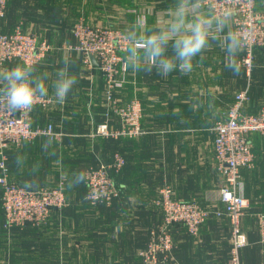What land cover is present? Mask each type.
Here are the masks:
<instances>
[{
  "label": "crops",
  "instance_id": "crops-1",
  "mask_svg": "<svg viewBox=\"0 0 264 264\" xmlns=\"http://www.w3.org/2000/svg\"><path fill=\"white\" fill-rule=\"evenodd\" d=\"M118 1L129 2L127 8L136 7L137 2H157L146 6L148 24L155 27L161 26L160 17H166V7L172 6L166 0H7L0 31L11 33L20 26L49 46L34 67L37 74L47 73L49 92L45 97L51 103L33 108L31 125H52L56 134L48 145L43 142L50 136H41L7 148L10 178L36 188H53L63 181L67 204L62 210L53 209L40 226L27 224L10 230L4 228L0 205V264H141L140 251L163 218L156 203L164 187H170L178 200L224 209L219 200L222 177L215 160L213 127L226 118L235 95L246 88L249 100L243 113L255 114L264 107V58L254 54L251 72L242 67L234 75L224 66L225 56L213 54L212 45L221 49L220 42L210 40L187 75L174 71L161 76L155 69L134 72L128 63L124 87L115 94L121 104L133 98L142 102L141 133L119 140L94 136L96 126L104 121L105 80L97 64L87 66L76 53L71 31L80 20L97 26L121 23L128 28L132 16L125 22L111 21L118 14ZM257 8L264 9V0H257ZM69 56V71L77 83L60 104L51 85L56 71L63 67V58ZM16 64L23 63L13 61L2 68ZM111 124L116 127L119 121L113 118ZM250 141L254 166L240 171L239 192L250 204L242 218L248 244L240 251V259L241 264H264V244L256 220L257 214L264 213V135L253 133ZM115 153L126 161L114 180L120 197L109 206L91 204L85 199L84 182L77 185L75 177L90 167L112 163ZM171 233L175 261L170 264H229L227 217H209L197 237L180 224Z\"/></svg>",
  "mask_w": 264,
  "mask_h": 264
},
{
  "label": "built area",
  "instance_id": "built-area-1",
  "mask_svg": "<svg viewBox=\"0 0 264 264\" xmlns=\"http://www.w3.org/2000/svg\"><path fill=\"white\" fill-rule=\"evenodd\" d=\"M6 6L7 0H0V21L5 17ZM197 7L210 10L217 16L231 14L229 24L232 30L243 37L240 48L243 57L239 63L250 73L254 50H264V9L256 10L255 0H200ZM142 15L147 17V11L144 10ZM161 17L160 20L163 21L165 17ZM71 32L76 40V53L89 67L93 65V56L105 80L104 121L96 126L94 136L114 140L138 136L143 117L142 104L136 98L121 104L115 94L124 87L128 66L122 58L127 44L123 32L114 27L91 26L82 20L73 25ZM48 51L49 46L45 41H39L35 34L23 31L20 26L11 33L0 31V68L13 61L34 66ZM248 100V88L238 92L226 118L217 121L213 127L215 160L222 177L219 200L224 209H207L195 200H178L170 187H164L160 191L161 198L156 203L163 211V218L151 230L146 248L140 251L141 264L174 262L171 228L176 224L183 225L189 235L197 237L200 228L211 216L228 218L231 228L229 264H241L240 251L248 244L247 236L242 230V218L250 204L239 192L240 171L254 166L255 156L250 135H264V107L255 114H244L242 109ZM50 103L51 98L38 97L34 107L46 108ZM31 112H9L0 105V192L4 228L7 230L27 224L40 226L47 221L53 209L62 210L67 204L63 181L53 188L32 189L17 184L10 178L7 148L18 147L41 136H56L52 125L34 128L31 125ZM113 118L119 121L116 127L111 124ZM125 164L124 157L115 153L111 164L88 168L84 174L87 187L85 199L91 204L103 203L108 206L118 199L120 191L110 176V171L119 173ZM256 220L260 242L264 243V213L257 214Z\"/></svg>",
  "mask_w": 264,
  "mask_h": 264
},
{
  "label": "clouds",
  "instance_id": "clouds-1",
  "mask_svg": "<svg viewBox=\"0 0 264 264\" xmlns=\"http://www.w3.org/2000/svg\"><path fill=\"white\" fill-rule=\"evenodd\" d=\"M200 0H176L168 9L165 19L155 27L149 25L145 15H138L122 33L127 42L126 60L134 72L151 73L153 69L161 76L179 71L182 75L192 72L194 58L207 50L210 39L219 40L225 54V68L234 75L241 71L238 53L243 37L229 29L230 13L217 16L214 12L197 7ZM71 57L63 58V67L56 71L51 88L57 103L63 104L68 93L77 83L70 73ZM47 73L37 74L28 64H16L0 68V105L9 112L33 110L38 97L48 95ZM52 142L50 136L43 143ZM86 177L80 172L75 183H83Z\"/></svg>",
  "mask_w": 264,
  "mask_h": 264
},
{
  "label": "rangeland",
  "instance_id": "rangeland-1",
  "mask_svg": "<svg viewBox=\"0 0 264 264\" xmlns=\"http://www.w3.org/2000/svg\"><path fill=\"white\" fill-rule=\"evenodd\" d=\"M103 5H107V4H109L110 6H113L112 4L113 3H115V2H101ZM117 4H115V5H117V10H118V14H117V16H116V19H113V17H111V21H119V22H125V19L127 20V18L130 16H132V19L134 20L138 15H142L143 14V11L144 10H146L147 11V9H146V6H148V7H152V6H155L156 5V3L154 2V3H152V2H150V3H146V2H137L136 4H135V2H133L132 4H135V5H137L136 7H129V8H127V6L129 5L130 6V4H129V2H125V1H118V2H116ZM167 4H170V5H172L173 6V4H175L176 3V1L175 0H170L169 2H166ZM143 5V6H142ZM255 5H257V0H255ZM172 6H169V7H166V9H170ZM127 8V9H126ZM144 8V9H143ZM143 9V10H142ZM148 19V18H147ZM148 21V20H147ZM88 25H91V26H97V25H94V24H89V23H87ZM98 26H101V27H114V28H118L120 31H122V32H124L125 31V28L127 29V27H126V25L125 24H111V25H104V24H102V25H98ZM229 26L231 27V25L229 24ZM210 40H212L214 43H216L215 41H217L216 39H210ZM219 41V40H218ZM212 47H213V49H212V51H213V54L215 55L216 53L217 54H219V55H221L222 54V56L224 57L225 56V54H224V52H223V50H222V48L220 49V47H217L216 45H212ZM124 54H126V53H124ZM124 54H122V58H123V60H125V61H127L126 60V55L124 56ZM242 57H243V53H242V51H241V49H240V51H239V53H238V59H239V62H240V60L242 59ZM254 61V60H253ZM128 63V62H127ZM241 69H242V66H241ZM134 99V98H133ZM136 99H138V98H136ZM139 100V99H138ZM140 101V100H139ZM140 103L142 104V102L140 101ZM143 109V108H142ZM197 202V201H196ZM197 203H199V202H197ZM200 204V203H199ZM0 205H1V201H0ZM201 205V204H200ZM203 207V206H202ZM4 214V213H3ZM261 243V242H260ZM262 244H264V243H262Z\"/></svg>",
  "mask_w": 264,
  "mask_h": 264
},
{
  "label": "trees",
  "instance_id": "trees-1",
  "mask_svg": "<svg viewBox=\"0 0 264 264\" xmlns=\"http://www.w3.org/2000/svg\"><path fill=\"white\" fill-rule=\"evenodd\" d=\"M170 0H166V2H169ZM155 3H157V2H155ZM258 4H259V2H258ZM256 10H260L259 8H257V5H256ZM261 10H263V9H261ZM254 54H256V56H258V58H264V50L263 49H259V48H257V49H255L254 50ZM255 59V58H254ZM109 163H111V162H108L107 164H109ZM118 173H115L114 171H110V176L115 180V175H117ZM84 184H85V187H86V182L84 181ZM86 191H87V187H86ZM86 194H87V192H86ZM85 197H86V195H85ZM230 249H231V246H230Z\"/></svg>",
  "mask_w": 264,
  "mask_h": 264
},
{
  "label": "water",
  "instance_id": "water-1",
  "mask_svg": "<svg viewBox=\"0 0 264 264\" xmlns=\"http://www.w3.org/2000/svg\"><path fill=\"white\" fill-rule=\"evenodd\" d=\"M91 61H92L93 64H97V62H96V60H95V58L93 56H91ZM24 186L28 187V188H36V187H34V186L32 187V186H30L28 184H25Z\"/></svg>",
  "mask_w": 264,
  "mask_h": 264
}]
</instances>
